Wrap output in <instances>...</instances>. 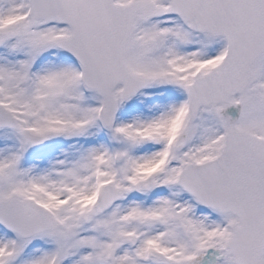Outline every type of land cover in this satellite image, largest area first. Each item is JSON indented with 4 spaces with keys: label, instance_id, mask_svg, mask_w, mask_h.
Wrapping results in <instances>:
<instances>
[{
    "label": "snow or ice",
    "instance_id": "1",
    "mask_svg": "<svg viewBox=\"0 0 264 264\" xmlns=\"http://www.w3.org/2000/svg\"><path fill=\"white\" fill-rule=\"evenodd\" d=\"M0 264H264V0H0Z\"/></svg>",
    "mask_w": 264,
    "mask_h": 264
}]
</instances>
